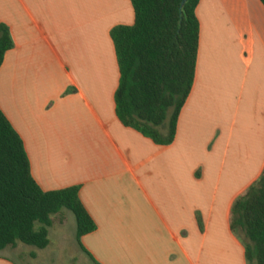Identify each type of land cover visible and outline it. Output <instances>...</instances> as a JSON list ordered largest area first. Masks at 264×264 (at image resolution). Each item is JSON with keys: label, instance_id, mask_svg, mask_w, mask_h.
Listing matches in <instances>:
<instances>
[{"label": "crops", "instance_id": "0c3cea01", "mask_svg": "<svg viewBox=\"0 0 264 264\" xmlns=\"http://www.w3.org/2000/svg\"><path fill=\"white\" fill-rule=\"evenodd\" d=\"M195 15L193 84L173 141L159 145L115 113L110 30L133 23L129 0H0L12 38L0 65V110L38 186H78L96 226L80 244L75 230L55 237L75 252L72 261L247 264L228 214L264 166V6L199 0ZM50 244L7 246L0 264H17L10 254L23 264L53 262Z\"/></svg>", "mask_w": 264, "mask_h": 264}, {"label": "trees", "instance_id": "16d2710c", "mask_svg": "<svg viewBox=\"0 0 264 264\" xmlns=\"http://www.w3.org/2000/svg\"><path fill=\"white\" fill-rule=\"evenodd\" d=\"M134 20L110 30L118 83L115 113L120 122L154 143L174 139L179 112L191 90L197 56L199 0H129ZM264 6V0H260ZM12 47L0 24V65ZM79 187L43 191L33 179L23 141L0 110V249L17 243L42 249L48 228L64 209L75 220V239L95 229L78 196ZM59 217V222L63 221ZM229 228L241 238L247 264H264V166L231 202ZM80 244V243H79Z\"/></svg>", "mask_w": 264, "mask_h": 264}, {"label": "rangeland", "instance_id": "374dc122", "mask_svg": "<svg viewBox=\"0 0 264 264\" xmlns=\"http://www.w3.org/2000/svg\"><path fill=\"white\" fill-rule=\"evenodd\" d=\"M60 216L64 217V221L62 222V224H56L57 222H59L58 218ZM54 220L55 222L51 225V227L48 228V237L51 242L49 247L51 254L48 257L50 258V260H53V262L50 261L47 264H83L78 260H71L72 257H75V252H72V248L70 246L64 250H61L59 247H57L56 244V236H60L61 234H64L66 238L68 236H72V233L75 230V220L72 212L67 209H64L61 214H57L54 216ZM17 246L22 250H27L28 248L35 249V247L33 246L25 245L22 243H17ZM0 253L6 254L7 252L6 250H0ZM10 256L17 262V264L24 263L21 259L13 257L12 254H10ZM28 262H31L30 264H45L44 262H34L30 260Z\"/></svg>", "mask_w": 264, "mask_h": 264}, {"label": "water", "instance_id": "95a60500", "mask_svg": "<svg viewBox=\"0 0 264 264\" xmlns=\"http://www.w3.org/2000/svg\"><path fill=\"white\" fill-rule=\"evenodd\" d=\"M186 0H181V5H183L185 3Z\"/></svg>", "mask_w": 264, "mask_h": 264}]
</instances>
